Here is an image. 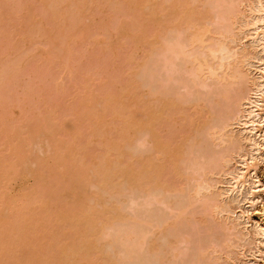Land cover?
I'll return each instance as SVG.
<instances>
[{
    "label": "rangeland",
    "instance_id": "374dc122",
    "mask_svg": "<svg viewBox=\"0 0 264 264\" xmlns=\"http://www.w3.org/2000/svg\"><path fill=\"white\" fill-rule=\"evenodd\" d=\"M251 2L187 0L207 20L196 12L199 20L186 22L177 0H0V264H77L70 257L83 253L89 257L78 264L262 263L252 252L264 239L242 215L252 212L249 196L229 188L238 152L253 150L239 125L240 99L260 85L264 59L255 27L242 24ZM198 23L206 43L193 41ZM219 42L241 58L221 48L210 56L209 44ZM195 57L204 69L214 63L220 78L195 71ZM147 101L164 113L153 121L167 123L159 135L184 147L177 164L161 158L144 130ZM257 172L263 179L264 163Z\"/></svg>",
    "mask_w": 264,
    "mask_h": 264
},
{
    "label": "bare ground",
    "instance_id": "6f19581e",
    "mask_svg": "<svg viewBox=\"0 0 264 264\" xmlns=\"http://www.w3.org/2000/svg\"><path fill=\"white\" fill-rule=\"evenodd\" d=\"M180 1V2H179ZM185 1H186V3H185ZM218 1V0H217ZM244 1H246V0H244ZM247 1H249V0H247ZM189 2V1H188ZM252 2H253V0H252ZM251 2V4H249L250 5V11H251V13H252V15L250 16V19L248 18L247 20H245V22L244 23H242L243 24V26L244 27H249V26H254L255 27V34L254 35H256V36H252L254 39H256L260 44H258V45H260V46H262L263 48V50H264V0H258L257 1V3H256V1L254 0V2L256 3V4H254V5H252L253 3ZM174 3H175V1H174ZM180 3H182L181 5H184L183 6V8L181 9V11L179 12V13H177L176 15H181L180 17H182L181 18V20L183 19H185V18H187V21L186 22H188V19H191V17L193 18H195V19H197V20H199L198 19V17H200V18H202V16H204L205 17V19H206V16H205V13L203 12L202 14H200L199 13V7H198V9H197V6H196V8L195 9H193V8H191L190 9V7L189 8H187V7H185V5H187L188 3H187V0H183V2H182V0H177V4H180ZM183 3H185V4H183ZM215 3H216V0H215ZM241 3V2H240ZM249 3V2H248ZM221 4V3H220ZM232 4V3H231ZM244 4H245V2H244ZM244 4H242L243 5V7L245 6ZM246 4H247V2H246ZM229 5H230V3H229ZM248 5V6H249ZM190 6H192V5H190ZM222 6V5H221ZM231 6V5H230ZM229 6V7H230ZM233 6V5H232ZM241 6V5H240ZM247 6V7H248ZM176 7H179V6H176ZM193 7H195V6H193ZM242 7V8H243ZM246 7V6H245ZM244 7V8H245ZM185 8V9H184ZM231 8V7H230ZM237 8V7H236ZM178 9H180V8H178ZM177 9V10H178ZM246 9H248V8H246ZM196 10H198V11H196ZM232 10V9H231ZM230 10V11H231ZM249 10V9H248ZM202 11V10H201ZM200 11V12H201ZM242 11V10H241ZM196 12H198V14L200 15H198V16H196ZM235 12H238V11H235ZM245 12V11H244ZM195 13V14H194ZM209 13V12H208ZM225 13V12H224ZM227 13V12H226ZM232 13V12H231ZM239 13V12H238ZM250 13V14H251ZM207 14V13H206ZM229 14V13H228ZM222 15V14H221ZM221 15H220V17H221ZM235 15V14H234ZM226 16V15H225ZM237 16H239V15H237ZM245 16V15H244ZM209 17V16H208ZM223 17V16H222ZM227 17V16H226ZM232 17V16H231ZM193 18V19H194ZM239 18V17H238ZM246 18V17H245ZM178 19V18H177ZM192 19V20H193ZM194 19V20H195ZM204 19V18H203ZM226 19V18H225ZM235 19V18H234ZM180 20V19H179ZM192 20L191 21H189V22H192ZM202 20V19H201ZM207 20V19H206ZM231 20V19H230ZM236 20V19H235ZM241 20V19H240ZM243 20V19H242ZM206 22V21H205ZM243 22V21H242ZM184 23V22H183ZM194 23H196V21L194 22ZM207 23V22H206ZM235 23H237V22H235ZM241 23V22H240ZM200 24H203V23H200ZM177 25V24H176ZM194 25V24H193ZM197 25V26H196ZM195 25V28L193 27V30H192V28L190 29V30H192L193 32L195 31L196 32V34L195 33H193L192 35H194V37H195V39L193 40L194 42H197V41H202V39H203V37H204V35H201L202 33L203 34H205L204 33V30L206 29V27L204 26V25H200V27L201 26H204L203 28L204 29H202V28H200V27H198V25H199V23L198 24H196ZM179 27V26H178ZM196 27H198L199 29L197 30V28ZM233 27V26H232ZM235 27V26H234ZM233 27V28H234ZM241 27H242V25H241ZM244 27H242V28H244ZM176 28V27H175ZM182 28V27H181ZM236 28V27H235ZM241 28V29H242ZM196 29V30H195ZM208 29V28H207ZM237 29V28H236ZM245 29V28H244ZM243 29V30H244ZM254 29V28H253ZM189 30V31H190ZM199 30H203V32L201 33V31H199ZM209 30V29H208ZM235 30V29H234ZM233 30V31H234ZM230 31V30H229ZM239 31V30H238ZM205 32H206V30H205ZM242 32V31H241ZM250 32V31H249ZM251 33V32H250ZM200 34V35H199ZM216 34V33H215ZM233 34V33H232ZM189 35H191V34H189ZM225 35V34H224ZM234 35V34H233ZM233 35H231V36H233ZM236 35V34H235ZM241 35V34H240ZM246 35V34H245ZM251 35V34H250ZM250 35H248L247 34V36H244L243 38L244 39H246V38H248V37H250ZM200 36H202V39H200ZM191 37V36H190ZM228 37V36H227ZM226 37V38H227ZM233 39H231V40H233V41H236V37L235 36H233L232 37ZM235 38V39H234ZM243 38H241L240 40H239V43H243L244 42V39ZM204 40V39H203ZM231 40H229L230 42H231ZM190 41H191V39H190ZM206 41V40H205ZM203 42V43H206V42ZM208 41V40H207ZM220 41V40H219ZM232 41V42H233ZM257 41H254V43H256ZM201 42V43H202ZM216 43H217V41H215ZM228 42V41H227ZM192 43V42H191ZM220 43V42H219ZM218 43V44H219ZM229 43V42H228ZM236 43V42H235ZM211 44H213V43H211ZM220 44H222V43H220ZM230 44V43H229ZM192 45H193V43H192ZM202 45H204V44H202ZM214 45H216L215 43H214ZM164 46V45H163ZM166 46V45H165ZM165 46H164V49H165ZM207 46V45H206ZM211 46H213V45H211ZM210 46V44H209V48H208V50L210 49V56H214V57H217L216 56V51L217 52H219L220 50L222 51V50H224V51H226L227 53L226 54H233L231 57H233L232 59L233 60H239V58H241L240 57V53H236V54H234V52H232V50L230 49L231 48V46H230V48H228V46H226L225 44H222V45H219L220 47H218V46H213V47H211ZM245 46V45H244ZM205 47V46H204ZM208 47V46H207ZM206 47V48H207ZM216 47V48H215ZM218 47V48H217ZM167 48V47H166ZM219 48H221L219 51H218V49ZM163 49V50H164ZM170 49V48H169ZM237 49V48H236ZM203 50H204V48H203ZM239 50V49H238ZM245 50V49H244ZM167 51V50H166ZM204 51H206V50H204ZM241 51V50H240ZM201 52V51H200ZM209 52V51H208ZM207 52V53H208ZM237 52V51H236ZM239 52V51H238ZM245 52H247V51H245ZM244 52V53H245ZM182 53H186L185 51L184 52H182ZM223 52H221V54H222ZM242 53V52H241ZM243 53V54H244ZM196 54V53H195ZM217 54H220V53H217ZM224 54V53H223ZM242 54V56H244V57H247L246 56V53L243 55ZM247 54H249V53H247ZM193 55V54H192ZM192 55H191V58H194V57H192ZM251 55V54H250ZM194 56V55H193ZM199 57H201L200 55H198ZM203 56H204V54H203ZM223 56H225V54L223 55ZM199 57H197V59H196V57H195V60L193 59V61H195V62H198L197 60H199L198 58ZM205 57V56H204ZM203 57V58H204ZM213 57V59H216V58H214ZM226 57V56H225ZM230 57V56H229ZM228 57V58H229ZM230 57V58H231ZM207 58V57H206ZM211 58V57H210ZM218 58H220V57H218ZM248 58V57H247ZM201 59V58H200ZM232 60V61H233ZM248 60V59H247ZM260 60V59H259ZM190 61H192V60H190ZM200 61V60H199ZM202 61V60H201ZM201 61H200V64H199V62H198V64H196V65H198V67L195 65V67H197L196 68V70L195 71H200V74L202 75V71L201 70H203V71H208V69H209V72H210V74L209 75H211V76H217V77H219L220 78V76L218 75V74H220L219 72H217V70H219V68H217V70H216V68L215 67H213V66H215V64L214 63H212V64H214V65H204V66H206V69H204L203 68V66H201ZM208 61V60H207ZM210 61V60H209ZM230 61V60H229ZM228 61V62H229ZM204 62H205V58H204ZM226 62V61H225ZM246 62V61H245ZM261 62V63H260ZM193 63V62H192ZM206 63V62H205ZM220 63V62H219ZM223 63H224V60H223ZM227 63V62H226ZM251 63V62H250ZM253 63V62H252ZM259 63L261 64L260 66H259V68H257L256 70H257V72L259 73V77H257L258 79H260V85H258V87L256 88V89H251V91L246 95V96H244V97H242L241 99H240V101L241 100H243L244 102H241V106L242 107H244V112H246V115H245V119L244 120H242L243 122H241L240 121V119H242L241 117H243V115H241L240 114V116L238 117L239 118V122L241 123V124H239L240 125V127H242V133H244V132H246V133H248L251 137H250V139H248V141H249V143H250V145H251V147H252V153H246L247 155L244 157V155L245 154H243L242 153V149L240 148V146H239V148H240V150H242V151H240V152H238L239 154H238V156L241 158V162H239L240 164H238V166H239V168H238V171H237V169H236V173H232V174H230V176L232 177L231 179V181H233V182H231L232 184H231V186L229 187L230 188V193L231 194H237L238 195V193L240 194V195H243L244 194V192H246L247 194H248V196H249V198H247L246 200H247V202L249 203V206H250V208L252 209V212L250 213L249 211L247 212V211H243L242 212V215L243 216H245V214L246 213H248V220L250 221V223H252V225H258V228L260 229H258V235H261V237L264 239V198L263 197H261L262 195H261V192L262 191H264V178L262 179L261 178V176L258 174V172H257V168H258V166L261 164V163H264V128H263V126H264V59H261V61H259ZM208 64H209V62H208ZM225 64V63H224ZM235 64V63H234ZM248 64V63H247ZM201 67H200V66ZM218 65V64H217ZM217 65H216V67H217ZM239 65V64H238ZM237 65V66H238ZM219 66H224V65H222V63L221 64H219ZM218 66V67H219ZM226 66V65H225ZM229 66V65H228ZM242 66V65H241ZM230 67V66H229ZM201 68V69H200ZM203 68V69H202ZM208 68V69H207ZM221 68V67H220ZM237 68V67H236ZM191 69H192V66H191ZM225 70H227V69H225ZM230 70H233V69H230ZM229 70V71H230ZM255 70V71H256ZM198 71V72H199ZM191 72V71H190ZM202 72V73H201ZM208 72V73H209ZM244 72V71H243ZM196 73V72H195ZM195 73H191V75H193V74H195ZM198 73H196V75H197ZM222 74V73H221ZM226 74H227V72H226ZM196 75H194L193 77H195ZM200 75V76H201ZM205 75H206V73H205ZM243 75V73H242V71H235L234 72V74L231 76V77H233V78H235V79H237V78H240L241 79V76ZM247 75V74H246ZM199 76V74L196 76V77H198ZM202 76H204V74L202 75ZM223 76H224V74H223ZM205 77V76H204ZM210 77V76H209ZM244 77V76H243ZM243 79H245V77L243 78ZM195 80V79H194ZM217 80V79H216ZM238 80V79H237ZM262 80V81H261ZM221 81V80H220ZM225 81V80H224ZM231 81H232V79H231ZM235 82V81H234ZM227 83V82H226ZM195 84V83H194ZM239 84V83H238ZM237 84V85H238ZM249 91V90H248ZM154 95V94H153ZM157 96L159 97V95L157 94L156 95V98H157ZM242 96V95H241ZM151 97H152V94H151ZM229 98V97H228ZM232 98H233V96H232ZM161 99V96L159 97V100ZM237 99V98H236ZM156 100H158V99H156ZM172 101V100H171ZM165 102V101H164ZM168 102H170V101H166V103H168ZM175 102V101H174ZM148 103H150V102H148L147 101V104H145V105H147V108L149 109L148 111V114H147V116L149 117V121H147V123H144L143 124V126H145L146 125V127H144V130H146V131H148L149 133L148 134H150L151 136L150 137H154V141H155V148L157 149V153L159 152L161 155H163V157H161L164 161L165 160H168V162L170 161V159H174V162H176L177 160H175V158L176 159H179L178 157H179V154H181L180 152H181V150H183V148L184 147H182V149L180 150V145H178V146H172L171 147V145L168 143V140H167V138L165 137V139H163L159 134H160V131L158 132V130H159V128L162 126H165V124L167 125V123L165 122V124L163 125V123L162 124H158V123H156V124H154V119H157L158 120V118H160L161 117V115H164V113H162L160 116H156L155 114H157L156 112H155V114H154V112H151V106H150V108L148 107L149 105H148ZM170 103H173V102H170ZM174 104V103H173ZM176 104V103H175ZM162 105H166L165 103H163ZM170 105V104H169ZM167 106V105H166ZM176 106V105H175ZM179 107H181V105L179 106L178 105V108L177 109H179ZM183 107V106H182ZM196 107V106H195ZM194 107V108H195ZM230 107V106H229ZM229 107H227V108H229ZM193 108V107H192ZM193 108V109H194ZM164 109H166L165 107H164ZM197 109V108H196ZM203 109H205V108H203ZM243 109V108H242ZM146 110V109H145ZM152 110H153V108H152ZM181 110V112H182V110L183 109H180ZM198 110V109H197ZM200 110H202V108H200ZM199 110V111H200ZM206 110V109H205ZM205 110H202V111H205ZM154 111V110H153ZM198 111V112H199ZM239 111V110H238ZM243 111V110H242ZM147 112V111H146ZM162 112V111H161ZM164 112H166V111H164ZM168 112V111H167ZM180 112V113H181ZM185 112V111H184ZM160 113V112H159ZM171 113V112H170ZM240 113V112H239ZM153 114L155 115V118L153 117ZM166 114V113H165ZM179 114V113H178ZM234 114V113H233ZM237 114V113H236ZM158 115V114H157ZM177 115V114H176ZM146 116V117H147ZM147 117V118H148ZM165 117V116H164ZM231 117H232V115H231ZM237 117V116H236ZM183 118V117H182ZM192 118V117H191ZM190 118V119H191ZM226 118V117H225ZM230 118V117H229ZM232 119V118H231ZM159 120H162L161 118L159 119ZM164 120V119H163ZM162 120V121H163ZM176 120V119H175ZM228 120H230V119H227V121ZM234 120V119H233ZM154 121V122H153ZM192 121H194L193 119H192ZM226 121V122H227ZM145 122V121H144ZM225 122V121H224ZM230 122V121H229ZM169 123V122H168ZM228 123V122H227ZM226 123V124H227ZM160 125L159 127H157L156 125ZM229 124V123H228ZM233 125V124H232ZM161 127V128H162ZM177 127V126H176ZM185 127V126H184ZM202 127V126H201ZM224 127H225V125H224ZM160 128V129H161ZM226 128V127H225ZM224 128V129H225ZM163 129V128H162ZM179 129V128H178ZM187 129V128H186ZM185 129V130H186ZM219 130H221V129H219ZM163 131V130H162ZM169 131V130H168ZM175 131V130H174ZM223 131V130H222ZM226 131V130H225ZM187 132V131H186ZM189 132V131H188ZM217 133V132H216ZM216 133H214V134H216ZM220 133V132H219ZM219 133H218V135H219ZM162 134V133H161ZM165 134V133H164ZM168 134V133H167ZM183 134H184V132H183ZM211 134V133H210ZM227 134V133H226ZM225 134V135H226ZM186 135V134H185ZM178 136V135H177ZM186 137V136H185ZM215 137V136H214ZM221 137L222 138H220V139H222L223 141H224V138H225V136L223 135V134H221ZM224 137V138H223ZM228 137V136H227ZM184 138V137H183ZM187 138V137H186ZM230 138H234L233 136L232 137H230L229 136V139ZM236 138V137H235ZM150 139V138H149ZM152 139V138H151ZM172 139V138H171ZM177 139V138H176ZM178 139H179V137H178ZM188 139V138H187ZM186 139V140H187ZM219 139V140H220ZM169 140H170V138H169ZM173 140V139H172ZM182 140V139H181ZM186 140H184V141H186ZM222 140H220L221 142H222ZM236 140V139H235ZM234 140V141H235ZM154 141H152L153 143H154ZM174 141V140H173ZM219 141V142H220ZM229 141V140H228ZM257 141H260V143H258ZM176 142V141H175ZM180 142V141H179ZM181 142H183V141H181ZM180 142V143H181ZM188 142V141H187ZM199 142V141H198ZM262 142V143H261ZM185 143V142H184ZM223 143V142H222ZM177 144V143H176ZM182 144V143H181ZM231 144V143H230ZM233 145V144H232ZM180 146V147H179ZM155 148H154V150H155ZM232 148V147H231ZM234 148V147H233ZM235 148H237V146L235 147ZM239 148H237V149H239ZM237 149H234V150H237ZM155 153V152H154ZM153 153V154H154ZM234 153V152H233ZM226 155V154H225ZM232 155V154H231ZM230 155V156H231ZM154 156H155V154H154ZM158 156V155H157ZM183 156V155H182ZM221 156H223L224 157V155H221ZM149 157V156H148ZM152 157H153V155H152ZM165 157V158H164ZM160 158V159H161ZM220 158V157H219ZM225 158V157H224ZM227 158V157H226ZM225 158V159H226ZM231 158V157H230ZM181 159V158H180ZM221 159V158H220ZM224 159V161H226V163L228 164V162H230V159L228 158V159H226L225 160ZM217 160V159H216ZM144 161V160H143ZM143 161H142V163H143ZM145 165L147 166V168L149 167H154V163L155 162H153L154 160H152V158H148V160L147 159H145ZM157 162L158 161H160V160H156ZM171 161H173V160H171ZM215 161V160H214ZM166 162V161H165ZM219 162H221V161H219ZM225 163V162H224ZM238 163V162H237ZM156 164H159V162L158 163H156ZM166 164V163H165ZM168 164H170V162L168 163ZM167 164V165H168ZM176 164H177V162H176ZM151 165H153V166H151ZM163 165V164H162ZM221 165V164H220ZM172 166H173V164H172ZM171 166V167H172ZM155 167H156V165H155ZM170 166H169V168H171ZM174 167H175V165H174ZM129 168H131V167H129ZM128 168V169H129ZM156 168H158V167H156ZM159 168H160V165H159ZM168 167H166V173H167V171L169 170V168L167 169ZM131 169H129L128 171L129 172H132V170L130 171ZM145 170H148L149 172H151V169L149 170V169H145ZM152 170H154V171H156L157 169H152ZM159 170V169H158ZM171 170V169H170ZM174 170H175V168H174ZM173 170V171H174ZM154 171H152V173L154 172ZM146 172V171H145ZM157 172V171H156ZM161 172V171H160ZM159 172V173H160ZM163 172V171H162ZM177 172V171H176ZM176 172H175V174H176ZM155 173V172H154ZM158 173V172H157ZM164 173V172H163ZM179 173V172H178ZM177 173V174H178ZM225 173V172H224ZM156 174V173H155ZM161 174V173H160ZM226 174V173H225ZM147 175V174H146ZM229 175V174H228ZM147 176H149V175H147ZM152 176H154V175H152ZM152 176H150V180L152 181V182H154L157 178V175H155V177L153 178ZM145 177V176H144ZM162 177H164V176H162ZM161 177V178H162ZM148 178H145V179H148ZM152 178V179H151ZM156 178V179H155ZM160 178V179H161ZM148 179V180H149ZM155 179V180H154ZM159 179V180H160ZM205 179V178H204ZM149 180V181H150ZM158 180V179H157ZM147 181V180H146ZM148 181V182H149ZM150 181V182H151ZM157 182V181H156ZM159 182V181H158ZM201 182V181H200ZM203 182V181H202ZM205 182H206V180H205ZM160 183V182H159ZM158 184V183H157ZM198 184V183H197ZM161 185H162V182H161ZM199 185H202V184H199ZM163 186H166V185H163ZM170 186H172V185H170ZM210 187H212L211 185H209ZM169 187V186H168ZM203 187V186H202ZM209 187V188H210ZM174 188V187H173ZM206 188V187H205ZM171 189V188H170ZM203 189H204V187H203ZM211 189V188H210ZM228 189V188H227ZM168 190V189H167ZM169 191V190H168ZM196 191H199V192H201L200 190H196ZM228 192V191H227ZM229 193V194H230ZM200 194V193H199ZM197 195V194H196ZM236 196V195H235ZM237 197V196H236ZM223 202V201H222ZM258 203H262V207L260 208V210L257 212V213H255L254 214V212L257 210L256 209V205L258 204ZM227 204V203H226ZM223 205H225V204H223ZM221 206H222V204H221ZM228 206L229 205H227V208H228ZM220 208H222V207H220ZM225 209L226 208H224V206H223V209H221L219 212H223V211H225ZM229 209V208H228ZM226 211H228V210H226ZM233 212H235V211H233ZM253 215V216H252ZM254 215H256V218L254 219L253 217H254ZM23 222V221H22ZM175 223V222H174ZM36 224V223H35ZM173 224V223H172ZM20 225H22V224H20ZM20 225H18L19 226V228L21 229V227H20ZM27 226V223L26 224H24L23 226V231H22V233L24 232V233H26L27 232V230H29L28 228L26 229V226ZM39 227H40V225H39ZM38 228V227H37ZM231 228V227H230ZM26 229V230H25ZM40 229V228H39ZM234 229V228H233ZM25 230V231H24ZM19 233H20V231L19 230H17ZM23 233V234H24ZM28 233V232H27ZM26 233V234H27ZM86 233V232H85ZM85 233H83V234H85ZM87 234V233H86ZM248 234H249V231H247L246 233H244V236L246 237V236H248ZM21 236H24V235H22L21 234ZM244 237V238H245ZM131 238V237H130ZM247 238V237H246ZM33 239H36V241H37V239L38 238H33ZM32 239V240H33ZM77 239V238H76ZM79 239V238H78ZM82 239H83V241L80 239V242L82 241L83 242V245H86L87 243H86V241L88 240V236H86V235H82ZM232 239V238H231ZM90 240V239H89ZM75 241V240H74ZM77 242H79V240H76ZM33 243H34V240L32 241ZM39 242V241H38ZM38 242H36V243H38ZM245 242V241H244ZM32 243V244H33ZM40 243V242H39ZM85 243V244H84ZM91 243V242H90ZM90 243H88V245L90 244ZM31 244V243H30ZM35 244V243H34ZM75 244H77V246L78 245H80V244H78V243H76L75 242ZM38 245V244H37ZM74 245V244H73ZM82 245V244H81ZM256 246V249H257V251H255L254 250V252H252V256L255 258V262H257L256 260H259V259H262L263 261H262V263L261 264H264V240L263 241H258L257 242V244H255ZM34 246V245H33ZM70 246H71V244H70ZM76 246V245H75ZM80 247L81 246H79V249H80ZM87 247V246H86ZM90 247V246H89ZM93 247V246H92ZM92 247L90 248V249H88V250H91L92 249ZM70 248V247H69ZM69 248H67V249H69ZM81 248H84V247H81ZM57 249V248H56ZM63 249H65V248H63ZM76 249V248H75ZM74 249V250H75ZM78 249V247H77V251L79 250ZM87 249V248H86ZM69 250H71L72 252H74V250H72V248L71 249H69ZM81 250H83V249H81ZM84 250H85V248H84ZM83 250V251H84ZM88 250H86V251H88ZM38 251V250H37ZM66 251V250H65ZM64 250H62L61 249V252L60 253H62L63 254V252H65ZM80 251V250H79ZM86 251H84L86 254H89V253H87ZM82 252V251H81ZM58 253H59V251H58ZM54 254V253H53ZM52 254V255H53ZM65 254V253H64ZM74 254V253H73ZM73 254H71V255H73ZM76 255H77V253H75ZM79 254V253H78ZM84 254V253H83ZM83 254H79V255H77L78 257L76 258V257H70V260L69 261H71L72 259L74 260V258L76 259L75 261L76 262H78L79 263V261L81 262V261H83V260H85V259H87L88 257H89V255H83ZM57 255H59V254H57ZM66 255V254H65ZM68 255H70V254H68ZM246 255V254H245ZM88 256V257H87ZM56 257V256H55ZM32 258V259H31ZM35 258V257H34ZM32 256H30V259L29 260H33L34 259ZM52 259H55V258H52ZM58 259V258H57ZM54 260V262L56 261H58V260ZM63 259V258H62ZM66 259V258H65ZM64 260V259H63ZM67 260V259H66ZM78 260V261H77ZM35 261V260H34ZM62 261V260H61ZM61 261L59 262V263H56V264H61ZM65 262V261H64ZM64 262L62 261V264H64ZM54 263V264H55ZM72 263H74L73 261H72ZM77 263V264H78ZM83 263V262H82ZM66 264V263H65ZM69 264H70V262H69ZM74 264H76V263H74ZM81 264V263H80ZM84 264V263H83ZM255 264V263H254Z\"/></svg>",
    "mask_w": 264,
    "mask_h": 264
},
{
    "label": "clouds",
    "instance_id": "9594fccd",
    "mask_svg": "<svg viewBox=\"0 0 264 264\" xmlns=\"http://www.w3.org/2000/svg\"><path fill=\"white\" fill-rule=\"evenodd\" d=\"M138 145H139L140 147H143V145H142V144H139V142H138Z\"/></svg>",
    "mask_w": 264,
    "mask_h": 264
}]
</instances>
